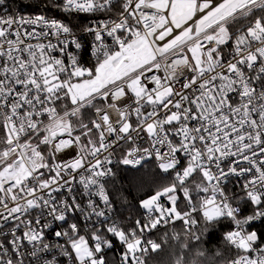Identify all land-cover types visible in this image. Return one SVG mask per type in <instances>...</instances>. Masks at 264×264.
<instances>
[{
    "label": "snow or ice",
    "instance_id": "snow-or-ice-1",
    "mask_svg": "<svg viewBox=\"0 0 264 264\" xmlns=\"http://www.w3.org/2000/svg\"><path fill=\"white\" fill-rule=\"evenodd\" d=\"M52 7L107 18L82 29L92 37L85 43L61 19L0 15V264H59L42 259L55 248L72 264H110L105 249L114 244L104 233L122 245L120 264H145L162 247L145 233L181 221L186 238L199 242L192 229L200 220L205 231L223 220L234 225L223 235L238 250L227 264H264V230H248L264 223V0H54ZM85 48L91 66L81 62ZM110 109L119 113L115 122ZM89 110L95 118L85 123ZM141 134L148 147L134 146ZM72 148L74 157L58 159ZM149 158L171 182L140 201L146 222L109 223L113 167L139 171ZM232 183L240 191L229 195ZM77 187L86 204L64 195ZM241 202L250 215L242 216ZM77 213L92 223L91 245L79 235ZM57 221L68 227L54 235L69 247L45 242Z\"/></svg>",
    "mask_w": 264,
    "mask_h": 264
},
{
    "label": "trees",
    "instance_id": "trees-1",
    "mask_svg": "<svg viewBox=\"0 0 264 264\" xmlns=\"http://www.w3.org/2000/svg\"><path fill=\"white\" fill-rule=\"evenodd\" d=\"M46 10H36L35 13ZM56 17L70 23L74 28L80 29L83 26H77L72 21L77 20L81 16L78 14H67L61 12ZM88 116H93V110H89L85 116L84 122L87 123ZM78 134V133H76ZM93 135V139L95 138ZM139 171L136 168H128L125 165H118L113 168L116 173L114 178H109L108 183L105 185L106 189L111 193V200L113 201V214L109 223L115 221L123 227L129 228L135 224L137 219L144 220L146 212L140 207V201L153 195L155 191L159 190L162 186L171 182L172 176L163 173L158 168V164L152 161L146 162L143 166H139ZM174 175V174H173ZM161 203H166V198L161 199ZM179 208L186 211L185 202L181 200ZM246 213H251L252 206L244 205ZM199 220L200 217H197ZM222 225L209 227L205 231V226L202 220L192 229L198 235H201V240L196 242L190 238H186L185 226L181 221L169 224L167 226H159L157 229L146 234L147 240H154L162 245L161 250L153 253L151 251L145 256V264H175L178 256L183 255L184 264H222L226 263L234 256V251L223 240L225 232L231 229V222L223 220ZM250 230L260 232L264 230V223H256L251 226ZM91 231L79 235L85 236L90 242ZM167 233V236H165ZM176 234H179L180 239H174ZM107 238L112 239L114 248L106 250V256L110 264H120V252L123 251L122 245L111 237L110 234L104 233ZM188 244L189 247L184 249L182 246ZM90 244H93L90 242ZM198 252H203L204 255H197ZM220 253V255H217Z\"/></svg>",
    "mask_w": 264,
    "mask_h": 264
},
{
    "label": "built area",
    "instance_id": "built-area-1",
    "mask_svg": "<svg viewBox=\"0 0 264 264\" xmlns=\"http://www.w3.org/2000/svg\"><path fill=\"white\" fill-rule=\"evenodd\" d=\"M54 2V0H2V6H0V15H5V14H16V15H25V16H30V15H36V14H45L49 17L52 18H56V19H60L58 17H56L55 15H48V14H57L60 15V11L57 10L56 8L52 7V3ZM46 10L47 13H44V11L35 13L36 10ZM81 17L78 18L77 20L72 21L73 23H75L77 26H91L95 21L100 20V19H106L107 17L104 15H100V14H96V15H89V14H78ZM62 20V19H61ZM83 28L77 29L74 28V31L78 32L81 37H83L82 42H87L90 41L92 39L91 36H89L87 33H84L82 31ZM80 56H81V62L84 63L87 66H91L94 63V58L92 56H90L89 54V50L87 48L83 49L80 51ZM111 102V101H109ZM150 110V109H149ZM109 114L113 119V122H115V120L119 119V113L116 112L114 109H110L109 110ZM93 118H95L93 116ZM135 116L131 117V122L133 123V125L135 126ZM95 138L94 139H98V135L95 134ZM111 139V138H109ZM134 146H139V147H148V143H147V137L144 136L143 134H141V139L137 140L136 145ZM79 149L77 148H72L69 150H66L64 153H61L58 155V159L63 158L65 160L67 159H71L72 157H74L76 155V153L78 152ZM128 150V145H122L121 147H118L117 149H115V153L113 155V159L115 160L118 156H120L124 151ZM155 162L158 164V161H156L154 158H149L147 159L144 163L146 162ZM126 166V165H125ZM109 167H112V165H109ZM128 168H133L132 166H126ZM139 167V166H137ZM114 168V167H113ZM109 179V178H107ZM75 187V186H74ZM83 188L82 187H77L76 192L74 193H65L64 195H77L78 197H80L81 203L82 204H86L87 203V198L81 196V193H83ZM227 194L231 195L232 193H238L240 191L239 185L232 183L228 185L227 188ZM95 198V197H94ZM244 205L243 202H241V207H242V216H247L250 215L251 213H246L245 209H244ZM112 214H113V210L111 212V218H112ZM35 215V213H34ZM78 216V222L80 224V232L79 234H84L87 233V231H91L93 230L92 228V223L90 221L85 220L83 214L77 213L75 214ZM96 218L93 217V220H95ZM47 220H51L50 217H47ZM111 220V219H110ZM109 220V221H110ZM74 222L73 220L69 219L68 223H72ZM261 221H256L254 222L252 225L256 224V223H260ZM62 225L63 229H67L68 225L67 224H63V222H52L51 226L45 230V235H46V243L49 244H54V245H64L65 247H69L67 245L66 242V238H57L54 235V230H62L59 226ZM135 225V224H134ZM134 225L130 226L129 228L134 227ZM96 227L99 228L100 224L97 223ZM234 227V225L231 226ZM229 230V231H230ZM249 231L250 228L248 229ZM8 229L5 228L4 232H7ZM19 234V233H18ZM146 234L145 233V238H146ZM8 239H12L11 236L8 237ZM0 240H3V236L0 235ZM90 242L94 243V241L91 239ZM89 242V244H90ZM91 245V244H90ZM234 251V256L232 258H234L237 254H238V250L231 248ZM32 250V245L27 244V242H25V248L24 251L26 252H31ZM108 249H105V252ZM62 249L60 248H55L51 251V255H43L42 259L43 260H48L51 259L53 256H55L58 261L59 264H72V261L68 258L62 255ZM231 258V259H232ZM32 264H42V260H33ZM222 264H227L226 263H222Z\"/></svg>",
    "mask_w": 264,
    "mask_h": 264
}]
</instances>
